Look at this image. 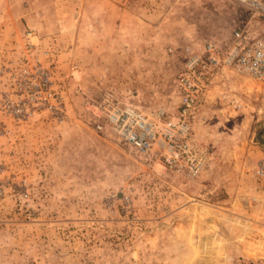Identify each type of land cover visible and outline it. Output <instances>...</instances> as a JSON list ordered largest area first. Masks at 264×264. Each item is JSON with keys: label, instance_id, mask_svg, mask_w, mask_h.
<instances>
[{"label": "rangeland", "instance_id": "rangeland-1", "mask_svg": "<svg viewBox=\"0 0 264 264\" xmlns=\"http://www.w3.org/2000/svg\"><path fill=\"white\" fill-rule=\"evenodd\" d=\"M237 27L259 35L264 20L233 0H0V98L4 70L38 58L66 113L17 123L0 110V264H264L262 84L202 79L193 177L91 108L110 97L162 131L179 115L173 80Z\"/></svg>", "mask_w": 264, "mask_h": 264}, {"label": "built area", "instance_id": "built-area-1", "mask_svg": "<svg viewBox=\"0 0 264 264\" xmlns=\"http://www.w3.org/2000/svg\"><path fill=\"white\" fill-rule=\"evenodd\" d=\"M233 1L264 20V0ZM223 69L244 73L264 86V33L250 36L247 30L237 27L223 44L206 41L202 54L189 60L186 73L173 80L179 115L176 120L160 123L162 131L136 107L120 105L110 97L91 103L93 116L104 119L109 129L138 153L145 154L158 146L165 167L196 176L204 157L196 154L189 142L188 116L196 109L199 94L205 89L202 79ZM4 71L10 80V90L0 98L2 112L17 123L37 114H47L58 122L65 119L62 100L52 92L50 72L38 58L15 62ZM95 127L98 129L100 125Z\"/></svg>", "mask_w": 264, "mask_h": 264}]
</instances>
